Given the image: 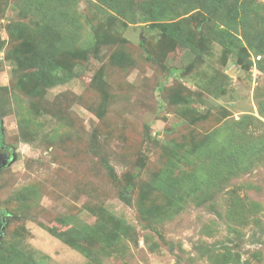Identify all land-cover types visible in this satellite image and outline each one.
I'll return each instance as SVG.
<instances>
[{
    "label": "rangeland",
    "instance_id": "1",
    "mask_svg": "<svg viewBox=\"0 0 264 264\" xmlns=\"http://www.w3.org/2000/svg\"><path fill=\"white\" fill-rule=\"evenodd\" d=\"M151 1L116 17L64 0L76 38L55 49L34 10L0 0V141L14 156L0 264H264V38L219 30L224 8L172 0L174 42ZM12 24L64 83L19 65L30 50Z\"/></svg>",
    "mask_w": 264,
    "mask_h": 264
},
{
    "label": "trees",
    "instance_id": "2",
    "mask_svg": "<svg viewBox=\"0 0 264 264\" xmlns=\"http://www.w3.org/2000/svg\"><path fill=\"white\" fill-rule=\"evenodd\" d=\"M171 1L172 0H152L151 7L153 6L152 12L154 14L153 16H148V18L160 22L164 21L167 27V36H169V38L174 42H181L185 39L182 35L183 29L181 27L178 28L175 23L170 21L171 19H175L177 16L176 11L174 9H170L169 7V3ZM175 1L180 2V4L188 3V0H173V2ZM100 2L108 9L109 12L112 13V15L116 17L126 16L125 10L121 9V3H123L124 0H100ZM16 5L22 8L25 16L30 15L34 10L36 13L34 16L39 19L37 25L40 22V26L42 24H47L50 28L52 27V32L47 35L48 44L50 46L49 48L55 47L56 49L61 41L68 43L69 41L73 42L74 38H76V33L72 32L73 30L70 31L71 34H67L68 24L70 26L72 24L75 29L77 24L73 22L74 19L71 12L62 10L61 7L64 5V0H22L21 4L16 3ZM202 5H206L207 7L208 5L210 6L212 10L211 16L214 18L220 14L219 12L223 8L226 9L223 12L224 18L219 21L221 23L217 24L216 27L225 33H231L233 38L235 37L234 34L237 30H242V32L244 31L245 36H248V34L251 33L256 35L259 34V37L264 38V0H203ZM58 6H60L58 9L54 8ZM61 26L64 28L65 32L59 29ZM12 27L14 32L22 35V38L24 39L23 44L26 45V42H28V50H30V52L24 57H22L19 53L15 54V58L18 60L19 65L24 68L38 69L45 82H50L52 84L64 83L66 76L61 73L59 65L56 61L54 62L52 55L47 53L46 49L48 48L44 50L41 49L39 45L36 49V44L38 42L36 37H32L30 34H27L26 28L20 24H12ZM37 32L39 34V30ZM58 37L63 39L58 40ZM0 140H2L1 131ZM262 145L264 148V143ZM2 147L5 146L2 144V141H0V148ZM3 215L6 216L7 213H3ZM3 224L4 226L7 224V221L4 219ZM102 230L103 235L99 236L100 241L107 233L106 227H103ZM3 233L1 234V237ZM68 233L69 231H54L55 236L62 240L66 239ZM114 241L115 243L119 242V237H117V235ZM70 245L74 248H77L78 246L74 241L73 243L70 242ZM19 258L10 259V264H23L20 262L21 260Z\"/></svg>",
    "mask_w": 264,
    "mask_h": 264
},
{
    "label": "water",
    "instance_id": "3",
    "mask_svg": "<svg viewBox=\"0 0 264 264\" xmlns=\"http://www.w3.org/2000/svg\"><path fill=\"white\" fill-rule=\"evenodd\" d=\"M1 149L2 148H0V171L8 167L9 165H11V163L14 161L13 155H9L3 152V150ZM4 229H5V226L3 224V218L2 216H0V238H1V234L4 232Z\"/></svg>",
    "mask_w": 264,
    "mask_h": 264
},
{
    "label": "flooded vegetation",
    "instance_id": "4",
    "mask_svg": "<svg viewBox=\"0 0 264 264\" xmlns=\"http://www.w3.org/2000/svg\"><path fill=\"white\" fill-rule=\"evenodd\" d=\"M1 150H3V152H5V153L9 154V151L7 150V148H6V147H2V149H1Z\"/></svg>",
    "mask_w": 264,
    "mask_h": 264
}]
</instances>
